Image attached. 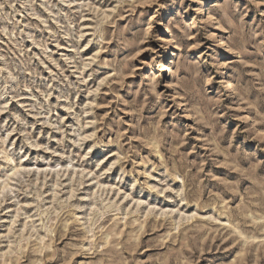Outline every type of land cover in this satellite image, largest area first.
<instances>
[{"label":"rangeland","instance_id":"374dc122","mask_svg":"<svg viewBox=\"0 0 264 264\" xmlns=\"http://www.w3.org/2000/svg\"><path fill=\"white\" fill-rule=\"evenodd\" d=\"M199 3L0 0V264H264V0Z\"/></svg>","mask_w":264,"mask_h":264},{"label":"bare ground","instance_id":"6f19581e","mask_svg":"<svg viewBox=\"0 0 264 264\" xmlns=\"http://www.w3.org/2000/svg\"><path fill=\"white\" fill-rule=\"evenodd\" d=\"M204 3H205V0H200L199 6H200L201 8H200V10H199L198 12H199V13H201V12H205V18H207V12H206L207 9L204 8ZM169 10H171V9H169ZM169 10H167V9H163L162 11H163V12H165V11L167 12V11H169ZM162 38H163V37H162ZM164 57H165V56H164ZM217 66H219V64H217ZM169 67H170V66L167 65L165 69H170ZM226 83H227V86H231V83H232V82H231V81H226ZM144 162H145V161H143V163H144Z\"/></svg>","mask_w":264,"mask_h":264}]
</instances>
